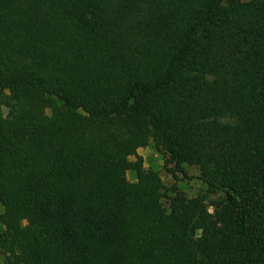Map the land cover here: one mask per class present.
I'll return each instance as SVG.
<instances>
[{"label":"trees","instance_id":"16d2710c","mask_svg":"<svg viewBox=\"0 0 264 264\" xmlns=\"http://www.w3.org/2000/svg\"><path fill=\"white\" fill-rule=\"evenodd\" d=\"M0 207L4 264H264V0H0Z\"/></svg>","mask_w":264,"mask_h":264},{"label":"rangeland","instance_id":"374dc122","mask_svg":"<svg viewBox=\"0 0 264 264\" xmlns=\"http://www.w3.org/2000/svg\"><path fill=\"white\" fill-rule=\"evenodd\" d=\"M5 111L7 112V109H5ZM138 154L143 158L146 170L153 169L158 171L164 186L165 196L163 198V204L166 208L170 209L175 205L176 193L174 192V188H177L181 194L189 198L195 197L203 189L202 183L195 178L199 173V170L196 167L185 165V169L189 172V175L192 178V180H189L186 179L182 173L174 171V165L169 162V157L159 152L153 144L147 148L139 149ZM127 175L132 182L135 181L136 178L133 173L128 172ZM1 212L2 209L0 207V215ZM0 229H2L1 222ZM0 257V264H4L5 255L0 252ZM18 262V264H24V259L20 258Z\"/></svg>","mask_w":264,"mask_h":264}]
</instances>
